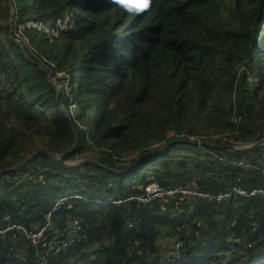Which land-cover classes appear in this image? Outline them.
<instances>
[{"label":"trees","instance_id":"trees-1","mask_svg":"<svg viewBox=\"0 0 264 264\" xmlns=\"http://www.w3.org/2000/svg\"><path fill=\"white\" fill-rule=\"evenodd\" d=\"M10 4L25 26L30 57L12 53L25 50L10 37L6 45L4 33L11 27L0 24V78L7 94L0 101V170L32 153L26 140L34 133L65 160L86 146L115 169L118 149H140L131 162L120 163L134 167L160 149L168 131L179 134L187 123L191 134L214 130L208 138L218 136L215 143L250 144L264 137V0H148L146 6L142 0H0V23L9 19ZM31 18L37 27L27 24ZM56 23V35L48 37L42 27ZM79 120L84 125L75 124ZM152 139L159 146L150 145ZM106 143L111 152L103 149ZM172 148L128 175L88 161L66 168L44 152L1 172L0 228L6 214L39 226L66 198L53 220L63 231L81 219L85 239L49 255L20 237L21 251L14 255V240L0 234V264H39L43 255L49 264L90 255L100 264H210L216 258L218 264H264V196L220 203L196 198L183 213L171 210L173 201L133 204L132 228L127 206L96 201L128 197L152 181L171 185L195 175L210 192L236 183L249 189L264 184V145L241 152L209 148L230 161L193 167L168 159ZM98 170L107 176H96ZM171 239L183 241L185 254L166 262L161 246ZM246 239L254 244L240 252Z\"/></svg>","mask_w":264,"mask_h":264},{"label":"built area","instance_id":"built-area-1","mask_svg":"<svg viewBox=\"0 0 264 264\" xmlns=\"http://www.w3.org/2000/svg\"><path fill=\"white\" fill-rule=\"evenodd\" d=\"M68 19L69 17H67L64 24L67 23ZM10 22L11 29L14 26L12 39L22 48H24L26 44H29V40L24 35L25 26L19 21V16L13 9L11 12ZM30 26L36 27L38 24ZM51 34H54V32ZM10 36H12L11 33ZM65 85L67 88H69L67 81L65 82ZM71 107L72 110H74L73 107H76V103H73ZM216 137L218 136H214V138ZM209 152L212 153L211 151ZM212 154L224 162L230 161V159H228L226 156L215 153ZM233 163L245 167L249 166V164L243 160H235ZM251 196H264V184L261 187L249 189L236 183L228 185L223 190L210 192L200 188V186H197L195 179L189 177L186 178L183 183H174L171 185H161L156 181H152L142 190H138L128 197L123 198L106 195L105 198L97 199L96 201L105 205L109 204L117 207L123 205L127 206V225L129 227H134L136 225V221L132 215L133 204H135L137 207H143L157 204L159 202L166 203L173 201L174 203L171 205V210L177 213H183L185 211L184 205L190 202L192 199L199 198L203 199L207 203H220L230 202L236 198H248ZM65 199L66 198L60 199L57 204L44 215L42 224L39 226L34 225V228L29 227L22 221H14L9 214H6L3 218L4 224L3 227L0 228V234L5 237H11V240H16L18 243L21 240L20 237H23L24 240L29 241L39 251L43 250V252L49 253V255H61V253L66 252L71 246L82 242L85 239V234L82 231V221L79 218L72 220L69 229L65 228L66 230L64 229L63 231H60L56 226L52 216L57 210L60 209V205L63 204ZM235 222L236 220L232 221V224ZM251 224L253 231H256L258 227L257 222L253 221ZM18 243L14 242L9 246L10 252H12L14 255H16L18 251H21L18 249ZM253 244V240H243L242 246L239 249L240 252H244L246 248L251 247ZM163 248L164 250L162 251V254L164 255L163 258L166 262L179 260L183 258L185 254L183 241L179 239L169 240L167 244H162L161 249ZM17 256H19V254ZM39 264H49L45 255L40 258ZM67 264L100 263L94 256L90 255L84 258H73ZM210 264H218L217 258L210 260Z\"/></svg>","mask_w":264,"mask_h":264},{"label":"rangeland","instance_id":"rangeland-1","mask_svg":"<svg viewBox=\"0 0 264 264\" xmlns=\"http://www.w3.org/2000/svg\"><path fill=\"white\" fill-rule=\"evenodd\" d=\"M13 5L14 4H10V6H11L10 14L12 12V9L14 10V6ZM65 20H64V22H65ZM10 21H11V15H10L9 19H8V15H7V18L6 19H2L0 24H4V23H7L8 22V24L10 25V23H11ZM64 22L62 23V25L64 24ZM28 24L29 25H36L38 23L36 21H34L33 18H31V20L28 21ZM13 27H12V29H10V33H11L12 36H10V33H8L7 30L4 33V35H5L4 42L6 43V45H10L9 37L11 39L13 37V34H12L13 33ZM58 27L59 26L56 23L55 24V27H50V26L45 25L42 28L46 32H50V33H53L54 30H55L54 34L48 35V37H49V36L56 35V30H57ZM19 50L21 52H23L24 55L30 57L29 55H27V53H29V51H27L25 49H24L25 51H22L20 48H12L11 49V51H12L13 54L16 53V52H18ZM42 68H45V67L42 65ZM242 69H243V67H241V70ZM63 73L64 72H61L60 74H63ZM48 75H49V73H48ZM49 79H50V81L56 83L55 80L53 79V77L50 76V75H49ZM57 87L60 89L62 87V84H59ZM4 93L6 94V90H5L4 87H2V81H1V78H0V101H2L5 96H7V94L5 95ZM75 108L76 107H73V109H75ZM68 114H70L69 111H68ZM70 116H71V118H73V116L71 114H70ZM233 118L234 117L232 116L230 118V120L233 119ZM233 120H235V119H233ZM226 121H227V119H226ZM77 123L84 125V123L81 120H79L78 122H75V124H77ZM191 125L192 124H188V123L182 125V131L183 132L181 131V133H179V134L175 133V131H168L166 133V135H165V140L166 141L162 142L160 149L163 148L164 146H166L167 144L172 143V142H174L176 140L178 141L177 144H181V145H176V146L174 145L175 147L172 148V150L167 155L168 157H170L168 159H173L174 161L187 160L188 162H190V166L191 167H193V165H195V163H197L198 166L199 165L201 166V164H200L201 162H204V164L205 163L207 164L208 162H213V163L221 162L222 160H220L219 158L215 157L212 153H210L208 151L209 148H205V147L201 146V142H203V138H205L204 141L205 140L206 141H209V142H214L215 141V138H212V139L208 138L209 137L208 135L209 134H212L214 132V130H209L208 131L206 129H202L201 132L204 133V135H195V134L189 133V128L191 127ZM203 125L205 126V123ZM221 131H220L221 134L227 136V133H223V132H226V131H223V130H221ZM186 133H188V134H186ZM200 136H203V137H200ZM89 137L91 139V135H89ZM227 137L230 138V136H227ZM80 141H81V139L78 136L76 138L73 146L76 145L77 142H80ZM158 141L159 140H157V139H152L149 143H150V145L152 144V146L154 145V147L155 146L157 147V146H159V145L156 144V143H159ZM186 141H189V142H186ZM191 142H192V144H191ZM26 143H27V147L31 149V152H34V151L39 150V149L49 150L46 146H44V144L41 142L40 136L37 135L36 133H34L32 137L27 138ZM109 144L110 143L104 144L103 149L106 148L108 151L111 152L112 150H111ZM241 145L244 146L245 144H241ZM241 145H239V146H241ZM83 148L84 147H82V149ZM160 149H158V150H160ZM79 152L80 153L76 154V156H75L74 159H68V160L75 161V160H81V159L89 158V161L96 160V161L100 162V158H101V154H99L100 151L98 153H95L93 151V149L86 148V146H85V149L83 151H79ZM139 152H140V149H132V150H129V151L128 150H120V149H118L116 151V153H117L116 157L119 159V161H118L119 165L116 166V167H118L117 169H119V170L126 169V168H124V166L120 165L121 160H123L122 161L123 163H126L127 164V163L131 162L133 159H135L139 155ZM155 152H153V153H155ZM207 152H209L210 154H208ZM153 153H150L147 156L152 155ZM222 162H224V161H222ZM83 163H86V161L80 163L79 165H81ZM121 167L124 168V169H121ZM39 172H41V171H39ZM181 172L183 173V171H181ZM93 173H96V176H98L100 178L107 176L103 171H100V170L94 171ZM188 174H190V173H188ZM194 179H195L196 185L199 186L198 181H197V178H196V175H195V178ZM174 183H183V182H174ZM227 183H231V181L229 180V181H227ZM86 190H88V189H86ZM191 217H188V218H191ZM216 219H218V217ZM130 228H132V227H130ZM14 242L18 243V241H16V240H14ZM167 242L168 241H164L163 244H167ZM18 249H20L19 246H18Z\"/></svg>","mask_w":264,"mask_h":264},{"label":"water","instance_id":"water-1","mask_svg":"<svg viewBox=\"0 0 264 264\" xmlns=\"http://www.w3.org/2000/svg\"><path fill=\"white\" fill-rule=\"evenodd\" d=\"M186 142H189V141H186ZM177 143H178V141L176 140L172 143L167 144L166 146H164L163 148H161L157 152L153 153L152 155H149V156H146L145 158H143L136 166L131 167V168H127L124 170L114 169V168L107 166L105 164H102L96 160L89 161V158L81 159V160H75V161L65 160L62 158V154H60V153L53 152L51 150H46V149H39V150L32 152L29 156H27L22 161L18 162L16 165L1 169L0 173L3 171L8 172V171L15 170V169L19 168L20 166H22L23 164H25L26 162H28L30 159H32L38 153L44 152V153H47L48 155H50L57 163L61 164L63 167H66V168L77 167L80 163H82L84 161H86V162L88 161V162L94 163L96 166L101 167L107 171H110V172H113L116 174H120V175H128L131 172H133L134 170H136L141 164L148 162L152 158H156V157L162 155L164 152H166L167 150L172 148V146H174ZM239 145H241V144H239ZM239 145L234 143V142H232V143H215V142H209L206 140L201 142V146H203L205 148H210L213 150H219V151H223V152H241V151H249V150L258 148L260 146H263L264 145V137L258 141L252 142L250 144H245L244 146L243 145L239 146Z\"/></svg>","mask_w":264,"mask_h":264},{"label":"clouds","instance_id":"clouds-1","mask_svg":"<svg viewBox=\"0 0 264 264\" xmlns=\"http://www.w3.org/2000/svg\"><path fill=\"white\" fill-rule=\"evenodd\" d=\"M142 2L145 4V6L147 5V2H148V0H142ZM66 19H67V17H66ZM37 27V26H36ZM182 259V258H181ZM171 262V261H170Z\"/></svg>","mask_w":264,"mask_h":264}]
</instances>
